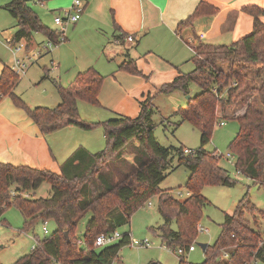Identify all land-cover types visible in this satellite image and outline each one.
<instances>
[{
	"label": "trees",
	"instance_id": "trees-1",
	"mask_svg": "<svg viewBox=\"0 0 264 264\" xmlns=\"http://www.w3.org/2000/svg\"><path fill=\"white\" fill-rule=\"evenodd\" d=\"M27 1L9 0L4 5L17 19L14 39L29 40L32 32H40L51 42L60 43V32L43 24ZM207 6L200 3L179 23L178 30L191 25ZM210 8L209 12L215 11ZM243 11L253 16L249 34L228 45L203 42L193 45L194 68L180 72L157 89L156 94L179 90L189 95L186 109H178L175 114L181 117L178 125L188 121L200 131V146L190 153H185L182 145L163 146L157 141L156 125L152 122L155 107L150 95L140 101L136 117L115 115L96 122L82 119L78 100L100 106L98 92L104 76L93 67L78 73L71 85L55 83L60 103L54 107L27 105L12 91L15 71L3 67L0 100L9 95L43 133L70 124L83 130L101 127L106 142V147L98 151L77 147L60 164L59 172L0 162V219L6 209L14 206L23 217L24 231L33 229L39 221L51 220L56 225L42 238L35 235L36 243L30 252L12 264H111L121 247L129 244V231L103 246L95 245L97 236L129 224L132 214L152 196H157L158 212L163 218L157 227L162 242L172 249L187 250L197 235L202 210L208 204L201 193L203 186H232L236 182L218 164L221 155L204 148L219 119L217 111L226 112L251 94L256 95L261 108L249 104L242 115L223 118L236 119L239 125L229 143L236 157L235 170L264 186V23L260 20L264 8L249 5ZM119 68L142 75L133 60L124 61ZM250 69L255 70L259 84L246 83L245 75ZM191 84L199 88L197 93L190 94ZM129 146L131 162L123 156ZM181 166L190 172L184 185L189 194L184 199L160 188L170 172ZM43 182L50 184V194L35 197V190ZM247 213L253 220L256 214L264 218V210L244 196L232 214H225L217 238L203 250L204 260L189 264H264V244H261L264 235L246 218ZM87 215L84 233L78 237V224ZM178 264L188 263L180 257Z\"/></svg>",
	"mask_w": 264,
	"mask_h": 264
},
{
	"label": "crops",
	"instance_id": "crops-1",
	"mask_svg": "<svg viewBox=\"0 0 264 264\" xmlns=\"http://www.w3.org/2000/svg\"><path fill=\"white\" fill-rule=\"evenodd\" d=\"M72 1L53 0L52 5L69 7ZM200 3L208 6L202 10V14L193 19L191 25L178 30L179 23L190 16ZM249 5L264 8V0H84L80 19L70 24L72 25L70 32L67 34L65 31L67 39L60 44L69 49L79 36L89 35L91 48L87 55L82 59L73 55L70 60L63 61L57 56L59 48L53 50V56L58 62H55L52 71L46 68L44 74L46 76L43 78L52 80L51 83H47L46 88H41L40 84L35 86L38 84L37 78L25 79L29 67L17 57H14L13 63L9 65L0 55V75L4 66L13 68L18 60L24 63L25 70L21 75L25 77L22 81H27L35 88L40 87L41 89L37 90L38 94H42L43 100L38 102L28 98L23 100L16 93L21 83L20 75L16 72V78L12 80V91L27 103H41L50 107L60 103L55 83L71 85L78 73L93 67L105 78L98 92L100 106L87 102L92 106L91 114L96 117L105 115L103 117H107L106 119L115 115L133 118L139 113L141 100L150 95L153 102L159 95L156 92L161 84L171 81L180 72L186 73L182 71V66L192 62L193 45L199 42L228 45L249 34L253 28V16L243 11V7ZM210 7L215 11L209 12L212 9ZM4 10L8 12L7 9ZM9 15L15 20L13 26L15 28L14 32L5 37V43L13 46L18 52L23 48L18 43L26 39L19 41L14 39V34L18 30L17 19L10 13ZM260 20L264 23V14L260 16ZM51 29L58 30V26ZM130 35L133 40H126ZM45 38V48L60 45L51 42L46 36ZM30 39L26 40L29 45ZM25 46L27 48L28 44ZM127 60H133L142 75L120 69L119 65ZM60 62H63L65 67L61 66ZM254 71L250 69L246 73V83L259 84V78ZM149 78L154 84L148 82ZM50 85H53V89L49 87ZM182 94L185 95L183 92ZM185 99L187 100L186 95ZM186 100L180 109H186ZM83 102L78 100L79 111ZM249 104L259 107L256 95L245 96L232 113H235L234 116L242 115ZM229 114L228 111H217V116L221 119ZM95 120L91 121H101ZM93 130L85 131L70 124L43 133L26 112L14 104L9 95H4L0 100V162L59 172L60 164L77 147L83 146L90 151L95 147V135H87L95 132ZM188 194L186 192V195Z\"/></svg>",
	"mask_w": 264,
	"mask_h": 264
},
{
	"label": "rangeland",
	"instance_id": "rangeland-1",
	"mask_svg": "<svg viewBox=\"0 0 264 264\" xmlns=\"http://www.w3.org/2000/svg\"><path fill=\"white\" fill-rule=\"evenodd\" d=\"M8 0H0V55L5 62L9 65L13 63L14 57L19 58L26 63L29 67L25 74L26 78H37L38 86L46 88L47 83H51V79L43 78L46 73V68L51 71L58 62L53 56V50L59 48L57 56L63 61L70 60L73 55L80 56L82 59L87 55L91 48V36L81 35L72 44V48H64L62 44L54 47H46V38L43 33L33 32L29 45V42L22 40L18 44L22 45L20 51H15L13 46H9L5 43V37L14 32L15 20L9 15V13L1 8ZM28 5L37 13L42 23L50 28H57L53 18L55 15H63L64 10L68 8L66 5L61 7H53V0H45L38 2L37 0H28ZM54 9V10H52ZM72 29V25L66 27V32ZM66 34V33H65ZM28 44L26 48L25 45ZM15 47V46H14ZM39 50V51H38ZM38 51V52H36ZM41 52V55H39ZM51 59L53 61H51ZM60 65L65 67L63 62ZM194 64L187 62L182 66L183 72H190ZM44 71V72H43ZM21 83L16 89V93L24 100V98L43 100L42 94H38V88L29 85L27 81H22L25 75H21ZM104 76V75H103ZM105 78V77H104ZM47 79V80H46ZM150 84H154L151 79H147ZM67 86L68 83H65ZM53 89V85L49 86ZM199 91V88L194 84H191V92L195 94ZM185 95L180 91H173L171 94H159L154 99L155 113L152 116V122L156 125L154 129V135L157 141L163 146H180L182 145L188 149H197L200 146V131L192 126L188 121H183L179 125L181 120L180 115L175 112L183 107L185 104ZM84 101V100H82ZM27 105L34 107L35 105L48 106L46 104H30L24 101ZM36 102V101H34ZM84 101L81 106V111L78 110L79 116L87 121L91 120H105V115L93 116L91 114V105ZM56 106L55 104L50 107ZM261 108V105H259ZM235 107L228 110L229 116H234L232 113ZM236 109V108H235ZM219 112V109H218ZM91 114V115H90ZM221 116V115H220ZM95 120V121H96ZM170 121V122H169ZM223 121L224 124L220 125L219 122ZM238 121L230 118H219L212 131L210 141L205 145L207 151L216 150L221 155L218 160V164L228 170L230 176L236 179L235 184L232 186L224 185H205L203 186L201 193L207 199L208 204L202 210V217L198 224L203 226L202 231H197V235L193 240L195 247L194 251H184L183 254H179L175 249L168 248L162 242L157 227L163 223V218L158 212L157 196L150 197L143 205H141L131 216L129 224L121 226L116 230L120 235L123 232L129 231L130 240L142 241L147 239L148 246H137L133 244H127L121 247L118 256L112 260L111 264H178L179 258H184L187 263H200L204 259V253L198 243L211 244L217 238L220 232V225L224 220L225 214H232L239 201L246 196L251 203H253L258 209L264 210V186L259 183H255L249 177L242 175L235 170L236 157L229 149V143L236 135L238 131ZM96 129V130H93ZM91 130L95 131L88 133L87 135H95V147L91 148V151L102 150L106 147L105 138L103 136V129L96 127ZM86 131V130H85ZM89 131V130H87ZM87 133V132H86ZM90 150V149H89ZM129 146L123 152V156L128 162L132 161V152ZM231 153L232 157H227V153ZM175 163V161H174ZM190 174L189 170L183 166L176 168L161 182V189L171 190V194L178 198L183 199L186 195V189L184 185ZM51 192V186L47 182H43L40 187L35 190V197H47ZM150 202V204H148ZM81 219L77 227V236L82 237L84 233L85 221L88 218ZM246 218L256 225L260 232L264 235V218L261 215L256 214L255 220L247 213ZM23 217L19 210L11 206L3 214V219H0V263L12 264L21 256L30 252L32 246L35 245V235L42 238L45 234L51 233L56 225L55 222L49 220L45 223L37 222L33 229L24 231L23 229ZM197 224V225H198ZM47 231H43V227ZM171 226L175 228V224ZM111 231V232H113ZM251 264H261L260 262Z\"/></svg>",
	"mask_w": 264,
	"mask_h": 264
},
{
	"label": "built area",
	"instance_id": "built-area-1",
	"mask_svg": "<svg viewBox=\"0 0 264 264\" xmlns=\"http://www.w3.org/2000/svg\"><path fill=\"white\" fill-rule=\"evenodd\" d=\"M83 8H84V0H73L71 5L66 10H64L63 15L58 14V15L54 16L53 21L58 26V31L60 32V37H59L60 42H62L65 39L66 27L72 23L77 22L80 19L81 14L83 12ZM126 40L132 41L133 37L131 35L127 36ZM12 69L17 74L23 73L25 70V64L21 63L18 60L14 63ZM219 124L223 125L224 122L220 121ZM184 152L190 153L191 149L184 148ZM226 156L232 157L233 155L228 152L226 154ZM148 204H150V202H148ZM202 230H203V226L198 224L197 225V231H202ZM43 231H47L45 226L43 227ZM120 237H121V235L117 231L104 232V233H101L97 236L96 241H95V245L96 246H103L106 244H110V243H113L114 241H116L117 239H119ZM129 243L133 244V245H137V246H148L149 245V242L147 239H144L142 241L130 240ZM261 244H264V241H261ZM194 249H195V247H194V244L192 243L186 251H193ZM176 251L179 254L184 253V250L181 247H177ZM223 255L226 256V253H223ZM254 263H256V262H254Z\"/></svg>",
	"mask_w": 264,
	"mask_h": 264
},
{
	"label": "water",
	"instance_id": "water-1",
	"mask_svg": "<svg viewBox=\"0 0 264 264\" xmlns=\"http://www.w3.org/2000/svg\"><path fill=\"white\" fill-rule=\"evenodd\" d=\"M186 98H189V95H186ZM65 235H67V233L65 232ZM198 245L202 248V250H205V248L207 247V244L205 243H198ZM152 264H156V263H152Z\"/></svg>",
	"mask_w": 264,
	"mask_h": 264
}]
</instances>
